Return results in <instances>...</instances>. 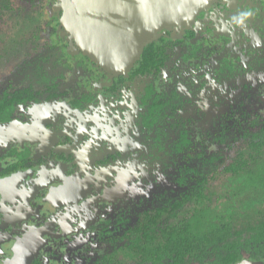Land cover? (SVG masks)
I'll return each mask as SVG.
<instances>
[{
  "label": "flooded vegetation",
  "instance_id": "af4514ba",
  "mask_svg": "<svg viewBox=\"0 0 264 264\" xmlns=\"http://www.w3.org/2000/svg\"><path fill=\"white\" fill-rule=\"evenodd\" d=\"M41 1L0 0V264H122L118 256L127 254L133 264L142 263L136 257L188 264L194 250L156 260L152 248L149 261L143 253L151 244L133 246L134 233L140 215L160 213L151 241L163 252L172 234L189 229L187 220L165 232L164 220L181 210V194L191 197V172L213 169L202 165L209 159L196 147L192 122L205 117L221 134L257 108L254 82L264 81V61L240 92L233 78L240 45L250 50L261 39L253 49L264 58L263 1H214L190 27L161 30L125 73L88 58L64 30L57 0L49 19L37 12ZM208 19L224 51L206 53L189 39ZM155 177L161 187H152ZM128 199L140 208L122 211ZM197 257L198 264L222 263ZM244 259L264 264V249L225 264Z\"/></svg>",
  "mask_w": 264,
  "mask_h": 264
},
{
  "label": "rangeland",
  "instance_id": "374dc122",
  "mask_svg": "<svg viewBox=\"0 0 264 264\" xmlns=\"http://www.w3.org/2000/svg\"><path fill=\"white\" fill-rule=\"evenodd\" d=\"M257 1L259 3L263 1L264 3V0ZM221 3L224 4L225 0H222ZM54 5L56 7V2H54ZM50 6V0L41 1L40 3L37 2V12L40 13L42 9V15L46 16V19H49L52 17ZM6 20H10V18ZM17 21L20 23V20ZM211 22L212 20L208 19L205 25H200L198 28L189 30L193 32V35H191L193 39L191 36L189 39H191V41H196V43L197 41L201 42V44L204 45L206 53H208V50L212 52L215 51V48H218L216 51L220 49L224 51L226 47L225 49L221 47V43L218 41L220 39L210 36L212 30L218 28V25L216 26L213 24L209 27ZM11 24L15 26V21ZM10 28L11 25H6L5 29L10 30ZM177 33L182 37L184 36L185 30L181 29ZM253 35L257 34L254 33ZM0 38L2 39V37ZM261 42L262 40L259 38H255V40L252 39L250 42V50L242 49L240 45V49L236 53L237 58H235L237 61L234 70L236 76L233 78L236 83L233 88L234 93L237 87L239 92L243 90L244 85H247V82L249 83V80L253 78L255 74L254 71H256L253 70L255 66L262 65L264 58L261 60V57H258L260 48L253 49L256 48L257 45V47H260L259 45H261ZM7 49H9V47ZM126 76L127 74H122L120 77L125 78ZM90 83L94 84V81L90 79ZM258 83L259 84H257V81L254 82V100L252 102L254 105L257 104V108L251 111L250 114H247L246 118L243 120H241V118L240 120L235 119L234 122L224 124L222 126L224 131H222L221 134L217 131L219 123L215 126L217 128L216 131H214L215 127H213L207 119L205 120V117H199L192 122L194 128L193 136L197 144L196 147L197 149L204 148L205 161L209 159V162H202V165H207V168L212 167L215 172L211 178L208 177L207 183L202 187L201 192L197 190L196 193L192 194L188 199L184 198V196H186L185 194H181V210L177 213L176 217L170 220L171 215L175 213L174 210L170 209L168 219L164 220V223H166L165 232L171 228L174 222L186 223L188 220L187 223H189L190 227L200 231L203 235L204 238L202 237L203 239H200L201 244L197 246L194 250L195 252L187 258L188 264H198L199 257H197V255L203 254L207 260L213 258L215 262L219 261L221 263L224 261L227 253L243 255L244 253L253 252L259 247L257 246L259 244L256 242L254 243L251 239L253 237L252 235L264 230V188L257 190V193H243L242 191L244 189L240 188L244 176L252 178L251 176L253 173L258 171L256 169L258 167L257 165L261 164L264 158V153H261L262 150L260 148L258 154L256 150L253 151L254 148H248L251 145L248 144V142L262 145L264 141V81L261 80ZM257 85L258 92L256 90ZM234 97L236 96L234 95ZM215 135L219 137L215 139ZM251 151L254 152H252V155H254L253 157L250 156ZM238 154L244 155V161H248V165L244 167V170L239 174H231L223 171L225 165L233 161L234 157H238ZM212 165H215V167ZM153 180L156 181V183L152 184V187H154V185L161 187L160 178L155 177ZM248 189L250 190V188ZM149 190L150 188L147 191ZM146 194L144 190L139 192L137 197L143 198ZM133 196H135V194H133ZM131 201L132 200L128 199L122 204V211H130L132 207L140 208L139 204L137 205L135 202L132 203ZM153 211L154 210H150V212ZM143 217L140 215L141 219H143ZM200 220L201 223L202 221L209 223L214 222L219 223L221 226H219L217 230L215 229V231H210L202 226L196 229L195 226ZM160 226L163 227V223L160 222ZM158 238L159 237H156L155 239ZM158 240L161 241V238ZM247 241L250 242L247 243ZM151 246L152 247L147 248V253H143L149 261L152 260V252H150L149 249L158 248V250H160L162 245H160L157 240H153ZM103 251L105 250L103 249ZM118 259L122 264L134 263H132V259L134 258L130 254L118 256ZM136 260L144 263L138 257H136Z\"/></svg>",
  "mask_w": 264,
  "mask_h": 264
},
{
  "label": "water",
  "instance_id": "95a60500",
  "mask_svg": "<svg viewBox=\"0 0 264 264\" xmlns=\"http://www.w3.org/2000/svg\"><path fill=\"white\" fill-rule=\"evenodd\" d=\"M216 0H57L60 22L79 50L112 73H125L163 29L190 27ZM235 264H251L241 260Z\"/></svg>",
  "mask_w": 264,
  "mask_h": 264
},
{
  "label": "trees",
  "instance_id": "16d2710c",
  "mask_svg": "<svg viewBox=\"0 0 264 264\" xmlns=\"http://www.w3.org/2000/svg\"><path fill=\"white\" fill-rule=\"evenodd\" d=\"M149 48H147L145 50L143 57H145L150 52ZM263 130H264V127H263ZM248 144H251L248 148H251V147L254 148L253 151L256 150L257 154H258L259 148L262 150L261 153H264V141L262 142L263 146L260 145L259 143H258L259 145L254 144L253 142H250V143L248 142ZM253 151H251V153H250L251 157L254 156V155H252ZM237 156L238 157L233 158L234 159L233 161H230L228 164L225 165V167L223 168V171H225L226 173H231V174H239L242 170H244V167L248 165V161H246V160L244 161V155L238 154ZM208 162H209V160H208ZM257 166L258 167L256 169L258 171L253 173V175L251 176L252 178H248V177L244 176L243 183L240 187L241 189H244L242 191L243 193H249V192L257 193L256 192L257 190H259L260 188H264V158L262 159V163L258 164ZM212 170L204 171L203 168H197L196 171L191 172V174H192L191 181L194 182V184H192V187L190 189L191 195L195 194V192L197 190L200 192L202 191V187L207 183L209 175L215 172V171L212 172ZM245 185H246V187H245ZM248 188H250V190ZM159 214L156 216H153L151 218H148V217H147V219L144 218L145 220L141 219V222L139 224H137L136 228L138 229L137 232L142 236H139L137 232L134 233L137 236L134 237V239L132 241L133 246L136 247V246H140L141 243L151 244V242H153V241H151L153 238L152 233H155V224H156L157 219L160 217ZM186 225H189V223ZM199 226L206 227L210 231H215V229L217 230L219 228V226H221V225L219 223H214V222L209 223L206 221H202V223H201V220H200L199 223H197V225L195 226V228L198 229ZM255 234H256V236H255ZM255 234L252 235L253 237L251 240L254 243L255 242L258 243L260 249L263 250L264 249V230H261ZM202 237H203V235L201 234L200 231L194 230L189 225L188 230H185L184 232H181V233L172 234V237H170L169 240L167 241L168 246H166L164 244L163 247L165 249H163V252H160V250H161V248H160L159 254L157 252H155L154 255L155 254H157V255H155L153 257V259H156V260L161 259L163 257V253H165L166 251L167 252L170 251L172 254H174L175 260H179V259H181V257L179 256L178 249L195 250L197 248V246H199L201 244L200 239ZM249 242L250 241H247V243H249ZM189 252H192V251H189ZM240 257H241L240 254L235 255L232 253H227L226 257L224 258V261L221 264H225L228 262H233V261L239 260Z\"/></svg>",
  "mask_w": 264,
  "mask_h": 264
}]
</instances>
